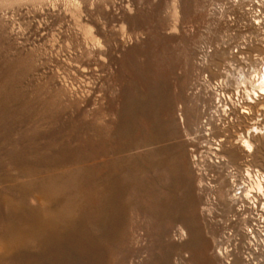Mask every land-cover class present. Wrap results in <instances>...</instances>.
I'll use <instances>...</instances> for the list:
<instances>
[{
  "label": "rangeland",
  "instance_id": "374dc122",
  "mask_svg": "<svg viewBox=\"0 0 264 264\" xmlns=\"http://www.w3.org/2000/svg\"><path fill=\"white\" fill-rule=\"evenodd\" d=\"M262 79L264 0H0V264H264Z\"/></svg>",
  "mask_w": 264,
  "mask_h": 264
},
{
  "label": "built area",
  "instance_id": "2783aa9c",
  "mask_svg": "<svg viewBox=\"0 0 264 264\" xmlns=\"http://www.w3.org/2000/svg\"><path fill=\"white\" fill-rule=\"evenodd\" d=\"M248 175V176H247ZM246 180H248L245 184L243 183V187H239L238 189V199H237V203L238 204V207H242L243 204H247L249 203L250 205H252L253 207H256V204H260L261 203V209L263 210V213H264V178L263 176L259 175V174H255L254 176L251 175L250 173H247L246 175ZM261 181L262 182V185H263V188H262V191L261 192H258V191H252L248 197H245L250 188L248 186V182L249 181ZM246 188V189H245ZM250 232V231H249ZM250 234V233H249ZM252 234V233H251ZM252 239H254V236H251ZM264 247V245H263ZM263 247H260L258 244L254 245V248H253V251H257V250H261ZM250 260H252L250 257H248ZM248 260V259H247ZM229 263V261L227 262Z\"/></svg>",
  "mask_w": 264,
  "mask_h": 264
},
{
  "label": "bare ground",
  "instance_id": "6f19581e",
  "mask_svg": "<svg viewBox=\"0 0 264 264\" xmlns=\"http://www.w3.org/2000/svg\"><path fill=\"white\" fill-rule=\"evenodd\" d=\"M261 81H262V83L260 85V89L262 91L261 94L264 95V79H262ZM250 146L251 145L249 144L248 140H244L242 142V147H245L246 150H248L250 148ZM253 188H255L258 192H261L263 187H262V184H261L260 181H256L255 187H253ZM249 193H251V192H248V194L245 197H248L249 196Z\"/></svg>",
  "mask_w": 264,
  "mask_h": 264
}]
</instances>
